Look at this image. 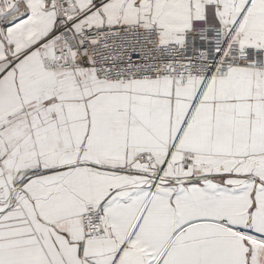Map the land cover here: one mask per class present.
<instances>
[{
	"label": "snow or ice",
	"instance_id": "6c2138e0",
	"mask_svg": "<svg viewBox=\"0 0 264 264\" xmlns=\"http://www.w3.org/2000/svg\"><path fill=\"white\" fill-rule=\"evenodd\" d=\"M0 264H264V0H0Z\"/></svg>",
	"mask_w": 264,
	"mask_h": 264
}]
</instances>
